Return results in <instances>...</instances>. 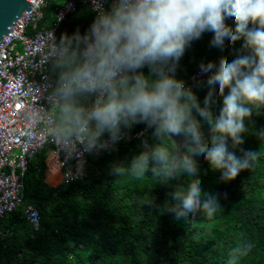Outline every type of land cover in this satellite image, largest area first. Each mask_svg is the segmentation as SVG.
<instances>
[{
    "label": "clouds",
    "instance_id": "1",
    "mask_svg": "<svg viewBox=\"0 0 264 264\" xmlns=\"http://www.w3.org/2000/svg\"><path fill=\"white\" fill-rule=\"evenodd\" d=\"M91 3L95 17L88 28L62 33L49 56L56 77L51 81L54 137L70 154H93L110 150L144 125L151 142L143 141L127 165L113 163L111 174L141 178L151 172L165 182L187 174L190 183L170 193L175 204L166 211L176 220L196 212L213 218L221 209L219 194L202 190L196 157L220 171L223 182L252 168L258 157L241 146L246 119L264 107V0ZM205 32L213 33L211 44L221 50L225 41L243 43L230 62L221 56L218 63L200 64L202 75L211 73L195 83L208 88L201 102L177 70L187 48ZM217 96L222 98L218 112ZM255 134L264 140V127ZM252 247L238 243L228 264H239Z\"/></svg>",
    "mask_w": 264,
    "mask_h": 264
},
{
    "label": "trees",
    "instance_id": "2",
    "mask_svg": "<svg viewBox=\"0 0 264 264\" xmlns=\"http://www.w3.org/2000/svg\"><path fill=\"white\" fill-rule=\"evenodd\" d=\"M62 1L48 0L44 26H52ZM74 19L88 23L94 12L87 3H80L58 34L74 30L70 27ZM226 23L234 30L231 18ZM212 37V32H205L192 42L180 61L177 78L187 82L202 62L218 63L221 56L230 62L243 43L225 41L221 50L211 44ZM51 69L50 62V74L56 78ZM194 90L203 102L208 88ZM220 106L222 98L217 96V112ZM246 127L241 147L257 151L258 157L252 168L235 179L221 181L220 171L202 156L196 157L202 190L219 194L221 209L211 219L196 212L176 220L166 211L175 204L170 193L190 183L192 177L187 174L167 182L151 172L141 178L111 174L113 163L127 165L142 150L143 141L151 142L150 129L141 139L88 154L86 176L71 183L46 181L47 145L23 176L25 204L38 209L40 225L35 227L23 216L24 206L6 213L0 219V264H228L230 249L241 241L253 247L239 264H264V140L255 134L264 127V107L254 109ZM204 131L207 135L206 125Z\"/></svg>",
    "mask_w": 264,
    "mask_h": 264
},
{
    "label": "built area",
    "instance_id": "3",
    "mask_svg": "<svg viewBox=\"0 0 264 264\" xmlns=\"http://www.w3.org/2000/svg\"><path fill=\"white\" fill-rule=\"evenodd\" d=\"M16 25L0 42V219L19 206L35 227L40 225V214L31 204H25L23 176L29 164L48 144L51 172L60 171L62 182L71 183L86 176L88 153L66 151L54 137V108L52 101L54 80L50 74L49 56L62 34L66 19L78 9V0H64L56 8L52 26L42 24L48 0H29ZM93 11L91 0H81ZM107 7V5H105ZM94 12V11H93ZM63 16L62 20L60 16ZM95 17V12H94ZM86 25L80 30L85 31ZM70 32H64L66 35ZM197 68L186 82L195 88L197 80H207ZM149 130V129H148ZM145 126L132 131L123 141L141 139L148 131ZM143 133V135H140ZM97 154V153H96Z\"/></svg>",
    "mask_w": 264,
    "mask_h": 264
},
{
    "label": "water",
    "instance_id": "4",
    "mask_svg": "<svg viewBox=\"0 0 264 264\" xmlns=\"http://www.w3.org/2000/svg\"><path fill=\"white\" fill-rule=\"evenodd\" d=\"M78 2L81 3V0ZM29 8V0H0V42ZM177 139L182 140V137Z\"/></svg>",
    "mask_w": 264,
    "mask_h": 264
},
{
    "label": "crops",
    "instance_id": "5",
    "mask_svg": "<svg viewBox=\"0 0 264 264\" xmlns=\"http://www.w3.org/2000/svg\"><path fill=\"white\" fill-rule=\"evenodd\" d=\"M92 21L88 22L83 20V21H78L76 19L72 20V23L70 22V27L73 28L74 30L76 29H80L85 27L86 25H88L89 23H91ZM65 25V23L63 24V26ZM51 72L54 74V71L51 69ZM55 76V74L53 75ZM49 152H46V171H45V178L46 181L51 184V185H56V184H60L63 180H62V173L60 171H55V172H51L50 171V167L52 166V163L49 165L48 164V160L51 159L49 156Z\"/></svg>",
    "mask_w": 264,
    "mask_h": 264
},
{
    "label": "rangeland",
    "instance_id": "6",
    "mask_svg": "<svg viewBox=\"0 0 264 264\" xmlns=\"http://www.w3.org/2000/svg\"><path fill=\"white\" fill-rule=\"evenodd\" d=\"M55 18H56V14H55ZM55 20V19H54ZM48 145H50V147H48L49 149H52V148H54L55 147V145L54 144H48Z\"/></svg>",
    "mask_w": 264,
    "mask_h": 264
}]
</instances>
